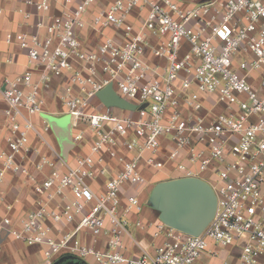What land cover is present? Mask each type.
Returning a JSON list of instances; mask_svg holds the SVG:
<instances>
[{
    "label": "built area",
    "instance_id": "2783aa9c",
    "mask_svg": "<svg viewBox=\"0 0 264 264\" xmlns=\"http://www.w3.org/2000/svg\"><path fill=\"white\" fill-rule=\"evenodd\" d=\"M24 3L28 29L4 35L25 66L0 84V234L44 245L40 264L63 250L85 264H264V0H61L56 14L52 0ZM52 86L66 158L33 144L49 145ZM107 86L134 108L104 104ZM142 167L211 186L198 234L143 221L128 190L145 184ZM13 177L31 184L32 208L4 202ZM131 223L162 238L153 252L125 254Z\"/></svg>",
    "mask_w": 264,
    "mask_h": 264
},
{
    "label": "crops",
    "instance_id": "0c3cea01",
    "mask_svg": "<svg viewBox=\"0 0 264 264\" xmlns=\"http://www.w3.org/2000/svg\"><path fill=\"white\" fill-rule=\"evenodd\" d=\"M24 1L25 0H0V7L4 10L3 14L0 15V84L5 76L20 72L25 66L24 52L15 44H7L4 41V35L7 31L28 29V26L23 22L22 12H33L34 9L32 6L25 4ZM60 1L61 0H52V11L55 14L59 13ZM188 1L198 2L202 0ZM33 20L34 16L31 18V21ZM46 93V114L54 117L64 116V107L56 96L54 87L52 86V89ZM5 107L6 103L0 99V123L2 122V112ZM46 136L49 139L48 146L36 141H33V144L36 145L42 153L47 154L51 158H56L59 153L62 152L59 140L51 128ZM142 173L145 177V184L135 188H129L128 190L129 192H137L144 203L143 211L140 214L143 221H157L159 220V214L165 211L167 213V218L176 222L182 230H192L193 222L187 220L181 212L175 209L176 199L168 197L158 205H152L148 202L155 182L158 180L166 181L174 179V174L163 171L156 172L146 167H142ZM207 174L209 173H206V175ZM4 188L6 192L5 203L14 204L20 211H25L33 207L35 195L32 191L31 184L24 182V179L21 177L9 178ZM4 213V206L0 203V217ZM135 218V214L130 216L131 221H134ZM130 230L135 236L136 242L132 243L128 238H124L126 244L125 254L127 255H138L142 248L149 252H153L154 247L162 241L161 237H152L151 229H138L131 223ZM80 238L84 243L94 245V247L98 249H103L105 247L104 238H100L95 243L92 242L91 237L86 233H81ZM44 248L45 246L42 244H27L14 238L7 237L5 234H0V264H40L43 260ZM52 264H85V262L76 255L63 250L55 256Z\"/></svg>",
    "mask_w": 264,
    "mask_h": 264
},
{
    "label": "water",
    "instance_id": "95a60500",
    "mask_svg": "<svg viewBox=\"0 0 264 264\" xmlns=\"http://www.w3.org/2000/svg\"><path fill=\"white\" fill-rule=\"evenodd\" d=\"M98 97L106 105H115L130 109L134 108L133 105L115 95L110 86L100 91ZM44 117L50 128L55 132L63 153L67 154L72 148L68 116L54 117L46 114ZM168 197L176 199L175 209L181 212L187 220L193 222V229L189 231L182 230L176 222L167 218L165 211L159 214V219L185 233L198 234L214 214L216 206L215 194L209 184L201 179L174 178L162 181L154 186L148 202L152 205H158Z\"/></svg>",
    "mask_w": 264,
    "mask_h": 264
},
{
    "label": "rangeland",
    "instance_id": "374dc122",
    "mask_svg": "<svg viewBox=\"0 0 264 264\" xmlns=\"http://www.w3.org/2000/svg\"><path fill=\"white\" fill-rule=\"evenodd\" d=\"M43 117V116H42ZM45 119V117H43ZM46 120V119H45ZM47 121V120H46ZM61 156L66 158L67 154H64L63 151L61 152ZM163 180H158L157 182H155L154 186H156L158 183L162 182ZM151 187V186H150Z\"/></svg>",
    "mask_w": 264,
    "mask_h": 264
}]
</instances>
